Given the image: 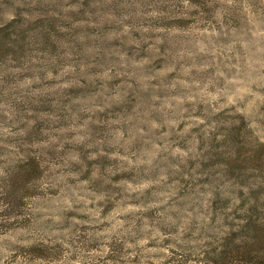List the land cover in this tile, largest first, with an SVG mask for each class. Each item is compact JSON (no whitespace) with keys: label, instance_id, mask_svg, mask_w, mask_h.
Returning a JSON list of instances; mask_svg holds the SVG:
<instances>
[{"label":"rangeland","instance_id":"rangeland-1","mask_svg":"<svg viewBox=\"0 0 264 264\" xmlns=\"http://www.w3.org/2000/svg\"><path fill=\"white\" fill-rule=\"evenodd\" d=\"M262 180L264 0H0V264H163Z\"/></svg>","mask_w":264,"mask_h":264},{"label":"trees","instance_id":"trees-1","mask_svg":"<svg viewBox=\"0 0 264 264\" xmlns=\"http://www.w3.org/2000/svg\"><path fill=\"white\" fill-rule=\"evenodd\" d=\"M233 200L239 206L210 214L206 227L217 233L202 234L196 243H180L163 264H264V190L251 188Z\"/></svg>","mask_w":264,"mask_h":264}]
</instances>
